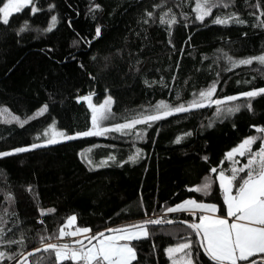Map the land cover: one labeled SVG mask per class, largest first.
<instances>
[{
    "label": "trees",
    "instance_id": "1",
    "mask_svg": "<svg viewBox=\"0 0 264 264\" xmlns=\"http://www.w3.org/2000/svg\"><path fill=\"white\" fill-rule=\"evenodd\" d=\"M226 2L228 8L213 9L212 16L200 22L194 18L195 0H36L41 11L31 14L25 8L10 17L9 25L0 22V106L9 107L25 119L48 104V112L29 120L23 127L15 121L5 123L0 119V151L32 143L35 134L52 118L69 132L91 127L88 105L76 99L90 92L97 99L111 95L114 99L111 120L122 123L125 117L159 100L173 104L189 100L194 92L206 88L214 79L219 80L217 97L264 87L261 65H240L226 71L227 61L223 58L224 53L240 59L264 51V27L260 26L264 0ZM49 3L55 4L51 11L47 8ZM93 4H100L102 10L90 11ZM154 4L162 7L153 8ZM168 8L178 20L172 26L171 37L158 19L148 25L138 22L145 9L158 17ZM233 12L246 23H211L216 15ZM183 14H187V20ZM51 15L58 17L56 27L51 32L37 31L47 27ZM24 20L31 29L17 35L16 29ZM97 25L101 26V37L92 40ZM81 37L92 40L91 45L83 43ZM169 39L175 48L168 43ZM105 57L109 59L106 61ZM251 103V111L241 108L223 120L214 118L213 106L156 122L135 143L142 150V158L136 163L121 166L117 161L91 168L81 158L83 148L101 144L111 146L109 149L116 154L122 149L130 155L135 141L120 134L80 137L0 158L4 239L23 237V245L0 243V250L15 254L39 247L40 237L57 233L72 214L77 216L78 226L90 227L93 233L155 218L153 210L164 215L163 207L189 197L216 203L223 214V192L219 189L217 173L210 169L222 168L230 174L226 153L246 136L256 134L252 125H264V94L253 98ZM210 119L213 123L208 127ZM186 132L191 135L184 136ZM177 136L182 137L178 143ZM237 158L241 163L246 162ZM206 176L213 181L211 191L207 195L195 192V186ZM5 193L12 194L11 203L5 200ZM42 209H55V212L41 215ZM144 209L148 210L147 217ZM166 216L169 220L196 218L187 212ZM41 220L43 223H39ZM185 228L186 225L178 222L150 225L148 238L133 241L137 249V261L133 264H169L164 249L185 236ZM29 258L31 264H55L54 255L43 251ZM199 259L200 264H206L202 249ZM11 261L5 259L0 264Z\"/></svg>",
    "mask_w": 264,
    "mask_h": 264
},
{
    "label": "snow or ice",
    "instance_id": "2",
    "mask_svg": "<svg viewBox=\"0 0 264 264\" xmlns=\"http://www.w3.org/2000/svg\"><path fill=\"white\" fill-rule=\"evenodd\" d=\"M0 3H2L0 22L3 25H9L10 17L14 13H21L25 8H29L31 14L42 10L37 7L36 0H0ZM152 7L161 8L162 4H154ZM221 7L228 8L229 3L226 0H195L194 18L196 21L203 22L206 17L212 16L213 9ZM256 7H259V3ZM47 8L51 11L55 8V4L49 3ZM94 9H101V5L93 4L89 10L93 11ZM183 15L187 20V14ZM260 15L264 17V11ZM157 19L161 25L166 26V31L171 37L172 26L178 23L177 16L171 8L162 11L158 17L153 11L145 9L138 22L148 25L155 23ZM57 21V15H51L47 27L42 30L37 29V31L51 32L56 27ZM233 22L236 24L246 23L235 12L224 16L216 15L211 20V23L217 25H228ZM70 25L71 21H69ZM260 26L264 27V19L260 20ZM30 29L29 22L24 20L16 32L19 35ZM99 37H101V26L97 25L92 40ZM81 40L89 46L92 43V40L83 37ZM78 43L79 41H73V44ZM168 43L175 48L171 39ZM48 50L51 51V49ZM119 51L117 50L118 53ZM223 58L227 61L226 71L240 65H251L254 61L264 66V51L259 55L240 59L224 53ZM104 59L107 61L109 57ZM136 63L139 64L140 61L137 60ZM80 67L83 68L84 65L81 64ZM88 75L95 79L91 73ZM218 75L219 73H217ZM145 83L148 82L145 81ZM161 83H163V79H161ZM244 83H248V81ZM218 84L219 80L214 79L206 88L200 89L198 93L194 92L190 100L175 104L161 100L150 106V110H141L131 117H125L122 123H111L107 126L104 122L110 121L114 117V113L111 111L112 97L109 95L102 103H93L92 96L94 93L90 92L88 95L77 96V101H86L91 110V127L75 132L58 130L55 126V118H52V122L42 132L37 133L36 140L38 142L0 151V158L30 152L64 141H72L80 137L105 136L111 132L135 135L142 139L147 127L156 122L178 113H189L194 109L205 107L215 106L214 118L223 120L239 112L241 108L251 111L252 99L264 94V87H253L251 90L240 91L234 95L217 97ZM176 95L177 97L180 96L179 90H177ZM241 98H245L243 103L239 102ZM46 112H48V104L42 105L31 116L21 119L19 116L11 114L7 108L0 107V119H3L5 123L15 121L23 127L29 120L43 116ZM212 123L213 120L210 119L207 126L211 127ZM138 125H143L144 129L137 130ZM251 127L255 128L256 134L246 136L226 153V159L230 162V174L226 175L222 168L219 171L215 167L210 169L212 173H217L216 179L219 182V189L223 192L224 215H217L219 209L216 203H205L196 199H186L174 206L162 208L163 214L187 212L190 217H196L195 219L178 221V223L186 225V235L179 237L177 243L164 249L171 264H200V249L203 250V255L207 257L206 264H264V125H252ZM183 135L189 136L191 133L186 132ZM181 138V136H177L176 142L178 143ZM257 141L259 144L256 150H253V145H256ZM88 151L91 152V149ZM81 156L93 168L107 166L110 161L117 162L116 156L112 154L96 163L91 158L84 156L83 152ZM237 157L244 158L246 162L241 164ZM140 158H142V150L137 149L128 155L127 160L122 159L118 163L121 166L127 162L136 163ZM203 159L207 160V157ZM237 165L240 166L237 167ZM242 173L243 175H241ZM212 183L213 181L206 176L202 183L195 186L194 191L207 195L212 189ZM30 189L31 186H29ZM5 200L11 203L12 194L5 193ZM147 211L144 209L146 217ZM46 212H55V209H42L41 215ZM6 213L7 209H5ZM153 215L155 218L148 217L93 233L90 227L75 226L77 216L72 214L66 218L65 223L59 227L57 233L40 237L41 247L33 249L27 255L21 252L14 254L0 251V262L5 259L14 260L18 255L19 259L16 260V264H29V257L33 253L43 251L54 255L55 264H64L66 261H71L73 264H133L134 261H137V249L133 241L148 238L150 225L159 226L174 223V221L167 219L166 215H157L155 210H153ZM229 218H231V222H229ZM4 223L6 222L0 216V243L8 246L23 245V237L19 240L4 239ZM39 223H43V221L41 220ZM68 237L74 239H71L70 242H64L65 238ZM53 239L56 240L55 243L47 242ZM257 255L260 257L259 261L255 258Z\"/></svg>",
    "mask_w": 264,
    "mask_h": 264
},
{
    "label": "rangeland",
    "instance_id": "3",
    "mask_svg": "<svg viewBox=\"0 0 264 264\" xmlns=\"http://www.w3.org/2000/svg\"><path fill=\"white\" fill-rule=\"evenodd\" d=\"M257 55H259V54H257ZM246 57H248V56H246ZM244 58V57H243ZM253 63H257V66L259 65L258 64V62H253ZM261 71L264 73V66H262V69H261ZM107 96H109V95H106L105 97H103V98H100V99H97L96 97H94L92 100H93V103H102L103 102V100L107 97ZM111 96V95H110ZM112 97V96H111ZM112 99H113V97H112ZM242 99V98H241ZM241 99H240V101H241ZM162 100H164V99H162ZM190 100V99H189ZM159 101H161V100H159ZM164 101H166V102H168L167 100H164ZM187 101V100H186ZM182 102V101H181ZM183 102H185V101H183ZM113 103H114V99H113ZM113 103H112V105H111V111H112V107H113ZM156 104V103H155ZM155 104H153V105H155ZM152 106V105H151ZM0 107H4V108H7L8 110H9V112L11 113V114H14L15 116H17L14 112H12V110H10V108L9 107H7V106H5V105H2V106H0ZM144 109H148V110H150V106H148V107H145ZM143 109V110H144ZM90 112H91V110H90ZM32 115V114H31ZM30 115V116H31ZM21 118V117H20ZM21 119H23V118H21ZM1 121H4L3 119H1ZM55 121H56V128L58 129V130H64V129H62L60 126H59V124H58V121L55 119ZM52 122V120L47 124V125H49L50 123ZM105 123V125L107 126V125H109V124H111V123H117V122H113L112 120H110V121H105L104 122ZM47 125L45 126V127H47ZM45 127H43L40 131H38L37 133H40V132H42L43 131V129L45 128ZM142 129H144V126L143 125H138L137 126V130H142ZM37 133L35 134V139H34V141L33 142H38L37 140H36V136H37ZM115 134H120V135H122L121 133H116V132H111V133H109L108 135H105V136H110V135H115ZM144 136V135H143ZM127 137H130V140L131 141H135L134 142V145L132 146V148H131V152H130V154H132V152H135L137 149H139L138 148V145L137 144H135L136 142H138V141H140V140H142V139H140V138H137L135 135H127ZM32 142V143H33ZM259 141H257V143H258ZM255 145H253V147H254ZM109 147H111V146H109ZM109 147H106V146H104V145H92V146H88V147H85V148H83L81 151H80V156H81V153L83 152L84 153V156H86V157H88V158H91L92 160H93V162L94 163H96V162H99L100 160H102V159H104L105 157H107L109 154H112V155H115L116 156V161H120V160H126L127 159V157H128V155H127V151L126 150H122V149H120V153H118V154H116V152H111V150L109 149ZM89 149H91V152H89L88 150ZM254 150V149H253ZM81 158H82V156H81ZM83 159V158H82ZM237 159H239V158H237ZM85 162H86V160L85 159H83ZM240 160V162H241V159H239ZM87 163V162H86ZM111 163H113V162H109L108 163V165L109 164H111ZM88 164V163H87ZM242 164V163H241ZM89 165V164H88ZM90 166V165H89ZM240 165H237V167H239ZM91 167V166H90ZM91 168H93V167H91ZM226 174V173H225ZM227 175V174H226ZM210 180H211V178H209ZM186 199H196V198H193V197H189V198H186ZM186 199H184V200H186ZM197 201H200V202H205V203H213V202H206V201H202V200H198V199H196ZM183 201V200H182ZM182 201H180V202H178V203H181ZM177 204V203H176ZM175 205V204H174ZM174 205H172V206H174ZM218 209H219V206H218ZM167 214H170V213H167ZM167 214H164V215H167ZM160 215H162V214H160ZM217 215H220V213H219V210H218V212H217ZM222 215V214H221ZM153 217V216H152ZM167 217V216H166ZM229 222H231L230 220H229ZM65 223V222H64ZM75 226H78L77 225V223H76V225ZM71 239H74V238H72V237H68V238H65V240H64V242H70L71 241ZM56 242V240H54V242H52V243H55ZM174 245V244H173ZM41 246V245H40ZM0 251H2V250H0ZM21 253H25V252H21ZM19 258V256H17L16 257V259H14V260H12L9 264H14L15 262H16V260ZM29 264H31V259L29 258ZM169 264H171V261L169 262Z\"/></svg>",
    "mask_w": 264,
    "mask_h": 264
},
{
    "label": "water",
    "instance_id": "4",
    "mask_svg": "<svg viewBox=\"0 0 264 264\" xmlns=\"http://www.w3.org/2000/svg\"><path fill=\"white\" fill-rule=\"evenodd\" d=\"M94 98V95L92 96V99ZM86 102V101H85ZM86 104H87V102H86ZM172 221H174V223H176V222H178V221H182V220H177V219H175V220H172ZM107 234V233H106ZM39 247H41V246H39ZM39 247H36V248H39ZM35 249V248H34ZM33 251V249H31V250H29V251H27V252H25L24 254L25 255H27V253H29V252H32ZM34 254H36V253H33V255ZM31 257V256H30ZM19 259V258H18ZM17 259V260H18ZM257 261H259V259H257ZM14 264H16V262L14 263Z\"/></svg>",
    "mask_w": 264,
    "mask_h": 264
},
{
    "label": "crops",
    "instance_id": "5",
    "mask_svg": "<svg viewBox=\"0 0 264 264\" xmlns=\"http://www.w3.org/2000/svg\"><path fill=\"white\" fill-rule=\"evenodd\" d=\"M180 213V212H179ZM225 214V212L222 214V215H224ZM221 215V214H220ZM229 220L231 221V218H229ZM251 259V258H250Z\"/></svg>",
    "mask_w": 264,
    "mask_h": 264
}]
</instances>
